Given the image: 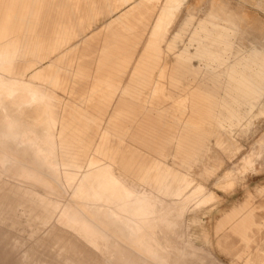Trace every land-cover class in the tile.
<instances>
[{
  "label": "rangeland",
  "instance_id": "374dc122",
  "mask_svg": "<svg viewBox=\"0 0 264 264\" xmlns=\"http://www.w3.org/2000/svg\"><path fill=\"white\" fill-rule=\"evenodd\" d=\"M163 1L87 29L86 0H0V264H167L142 226L168 248L184 230L200 264H264V154L233 168L264 133V0H183L149 43ZM88 183L107 198L86 205ZM115 201L127 216L97 206Z\"/></svg>",
  "mask_w": 264,
  "mask_h": 264
},
{
  "label": "bare ground",
  "instance_id": "6f19581e",
  "mask_svg": "<svg viewBox=\"0 0 264 264\" xmlns=\"http://www.w3.org/2000/svg\"><path fill=\"white\" fill-rule=\"evenodd\" d=\"M128 1H135V0H117L116 3H125V2H128ZM183 0H164L159 8V11H158V14L152 24V27H151V31H150V35H149V43L151 42H154V40L160 36V32H165L167 26L169 25L170 21L172 20L175 12L177 11L178 8H180V5L182 3ZM118 6V4H116V7ZM150 7L147 5V2H143L142 4H138L136 6L133 7V12H141L143 14H145L146 16L147 15H150L151 14V11H150ZM132 12V13H133ZM25 14V13H24ZM23 14V16H24ZM164 37V36H163ZM163 72V71H162ZM161 72L160 75H162L163 73ZM16 85L14 87L12 86H7V89L5 90L6 93H8L11 97L12 95L14 94V91L15 90H19V89H26L27 88L24 86L25 83L24 82H20L19 80H13ZM155 87V91H156V85L154 86ZM28 93L30 94V101H33L35 100L36 98H40L39 95L35 94V92H32V90H28ZM34 95H37V97H34ZM10 96H7V97H10ZM10 123V122H9ZM12 123V122H11ZM28 125V124H27ZM36 143V142H35ZM33 145V144H32ZM11 149V148H10ZM37 151V150H36ZM48 154V153H47ZM264 154V133L260 136V138H258V140L255 142V144L253 145V147L251 148V150L248 152L247 155H245L243 161H242V164H238L236 166V168H241V167H246V166H249L250 164H252L256 157L257 158H260L262 155ZM40 156V155H39ZM16 159V157H15ZM18 161V160H17ZM48 161V160H47ZM91 161V160H90ZM44 162V161H43ZM72 163H76L75 161H71ZM17 163V162H16ZM49 163V162H48ZM24 164V163H22ZM90 164V162H89ZM88 164V166H89ZM41 166V165H40ZM91 166V164H90ZM107 166V165H106ZM37 171V169H36ZM107 172H108V176H109V181L111 182V185L112 184H122L121 181L113 174V171L110 169L109 166H107ZM71 173V172H70ZM55 174V173H54ZM46 175H48L46 173ZM98 175V174H97ZM53 181V180H52ZM89 186L88 188L86 189V193H85V199H84V203L86 205H91L92 202H91V199L93 197H90V195L92 194L94 197H95V200H99V199H103V198H107V195H103L100 193L99 190H95V189H92V187H90V183H88ZM120 186V185H118ZM117 186V187H118ZM126 191H124V198L125 200H128V199H132L133 203L136 204V201L139 200L140 198H143L142 195L140 193H137L131 189H128L127 187L125 188ZM198 190V189H197ZM204 190V188H203ZM76 191V190H75ZM202 191V190H201ZM198 192V191H196ZM203 192V191H202ZM94 193V194H93ZM192 193V192H190ZM194 193V192H193ZM200 193V191H199ZM204 193V192H203ZM197 195V193H195ZM194 194V196H195ZM187 195V194H186ZM189 195V193H188ZM202 194L198 195V196H201ZM205 195V193L203 194ZM209 195V194H208ZM193 196V197H194ZM206 196V195H205ZM203 196V197H205ZM188 197V196H186ZM191 197V196H190ZM189 198V197H188ZM198 198V197H197ZM202 197H200L201 199ZM187 199V198H186ZM192 199V197H191ZM209 199V198H207ZM206 199V200H207ZM82 200V199H81ZM189 200V199H188ZM205 200V201H206ZM83 201V200H82ZM183 201V200H182ZM181 201V203H182ZM203 201V200H202ZM203 201V202H205ZM109 202V201H108ZM189 201H187L188 203ZM199 202V200H198ZM183 203H185L187 206V203L183 201ZM126 205V202H120V203H117V201L115 202H112V203H104V202H97V206H105L107 207V209H109L110 213L111 214H118L120 216H127V214H124L123 211H121V208H124ZM69 206V205H68ZM171 206L174 207L176 210L178 211H181L182 207L178 204H175V203H171ZM91 208V207H90ZM186 208V207H185ZM81 210V209H80ZM184 211V210H183ZM135 214V212H131L130 214V217L132 218V216ZM182 214V213H181ZM156 214H154L150 219H145L143 221H137L138 224H145L146 226H148V223H152L156 220ZM117 219V218H116ZM161 223L163 222L162 220H160ZM132 223V222H131ZM175 227H179V223L176 222L174 224ZM171 225L169 224H166L165 225V228L166 229H169L171 228L170 227ZM144 230V235H143V239L145 238V241L148 242V246H151L153 247L154 251L150 253V255L152 257H158V258H162L166 255V253L164 254L165 250L166 252L168 253V259H167V264H200L198 261L196 260H188L186 259V257L188 258V254H181V255H177L176 254V250H179V249H184V250H190V249H198L199 248L197 247V245H195V243H193L191 240H189V237L186 236V233L184 230H181L180 231V235H181V239L179 240H174V245L171 247V248H168L167 245L161 243L159 245H156V241L155 239H152L151 237H149L150 235V229H148V227H141V229L137 230V232H141ZM3 235V234H2ZM6 237V236H5ZM10 241V240H9ZM2 242V241H0ZM7 243V242H6ZM5 243V244H6ZM12 243V242H11ZM13 244H16L13 242ZM3 245V244H2ZM8 246V243L6 244ZM4 246V245H3ZM15 246V245H13ZM12 245L10 247H13ZM9 247V249H10ZM22 247V246H21ZM5 248V246H4ZM16 248V247H15ZM164 248V249H162ZM7 249V248H6ZM4 249V251L6 250ZM132 251H134V248H131ZM12 249H10L11 251ZM3 251V252H4ZM113 251L114 253L116 252V249L113 247ZM8 253V252H7ZM5 253V254H7ZM209 254V252L207 251H204V254ZM9 254V253H8ZM4 261V259H3ZM127 259L124 261V264L127 263ZM202 262H204L203 260H201ZM52 264H64V262L60 259H55L51 262ZM144 261L139 258L137 260H134V261H129L128 264H143ZM212 264H217V263H212Z\"/></svg>",
  "mask_w": 264,
  "mask_h": 264
},
{
  "label": "crops",
  "instance_id": "0c3cea01",
  "mask_svg": "<svg viewBox=\"0 0 264 264\" xmlns=\"http://www.w3.org/2000/svg\"><path fill=\"white\" fill-rule=\"evenodd\" d=\"M87 2V5H85V11L87 13V22H86V28L88 29L91 24H92V21H96L99 16L101 15H108L110 12L112 11H117V10H120L122 7H124V5L126 3H131V1H128V2H125L123 4L121 3H116L117 0H86ZM116 4H118V6L116 7ZM138 4H142V3H138ZM138 4H134L133 6H130V8H128L126 11H124L121 15H132L133 13V7L138 5ZM30 4L26 3V10ZM25 10V12H26ZM99 15V16H98ZM102 23H104V26H103V31L102 33L104 32L105 34V37L109 40L110 38H113V36L115 34H117V29L114 28V20L113 19H104L101 21ZM141 22V20L139 21ZM128 31L129 32H133V30L131 28H128ZM101 32L100 31H97V32H94L93 34H91V38H94L96 35H98V33ZM2 28H1V25H0V40L2 39ZM147 43V42H146ZM148 45V44H147ZM147 45L145 44V47L147 48ZM41 56V52H37V56L36 57H40ZM34 61V60H33ZM261 64H264V59H262L261 61ZM49 68V66L47 67H42L40 69V71H43L45 69ZM258 75V73H256ZM259 76V75H258ZM262 80H264V77L261 78V82ZM238 82L240 83V85L242 87L244 86H248L250 89L252 90H257L259 87L262 88V86H260V83L257 82L253 76L251 74H246L244 73L243 71L240 72V78L238 79ZM155 91V87L153 89ZM105 155V153H104ZM246 154H244L239 162L237 164H235L233 166L234 169H236V166L238 164H242V161L244 159ZM106 156V155H105ZM77 164V163H76ZM113 171V170H112ZM113 174L121 181L122 185H124L125 187H127L128 189H131L133 191H139L135 188H131L129 186H127V184L120 178V176L118 174H116L114 171H113Z\"/></svg>",
  "mask_w": 264,
  "mask_h": 264
}]
</instances>
